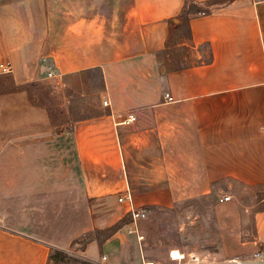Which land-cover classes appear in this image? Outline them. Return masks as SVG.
I'll list each match as a JSON object with an SVG mask.
<instances>
[{
	"label": "crops",
	"instance_id": "obj_1",
	"mask_svg": "<svg viewBox=\"0 0 264 264\" xmlns=\"http://www.w3.org/2000/svg\"><path fill=\"white\" fill-rule=\"evenodd\" d=\"M191 3L206 12L180 18ZM1 64L0 264H52L80 241L87 264L197 255L137 242L126 190L141 236L147 209L216 198L220 235L239 238L206 264L264 250V0H0ZM78 76L98 79L93 115L31 91Z\"/></svg>",
	"mask_w": 264,
	"mask_h": 264
},
{
	"label": "rangeland",
	"instance_id": "obj_2",
	"mask_svg": "<svg viewBox=\"0 0 264 264\" xmlns=\"http://www.w3.org/2000/svg\"><path fill=\"white\" fill-rule=\"evenodd\" d=\"M71 83L66 88L58 87L57 90H54L56 92L54 95L50 94L53 90L49 84L43 91L44 93L47 92V95L42 92V89L41 91L34 89L31 91L37 92V98L40 102L45 103L53 100L52 102L56 105L64 104L65 98L70 95L72 102L80 106L81 116L95 114V108L101 106L100 98L94 94V90L99 88L96 76L92 77L91 82L85 76H78ZM0 84L5 88L9 84V80L0 78ZM0 90H2L1 87ZM233 191H236L237 199L241 200L244 205L254 202V193L239 188ZM216 203L215 198V200H201L193 204L176 205L172 208L153 207L147 209V219L140 223V232L144 236L145 248L154 254L160 250L162 252V248L180 246L184 250L194 252L203 259L209 260H212V255L220 253L222 250H232L239 237L220 235L222 231L218 219L224 211L216 206ZM192 219H194L193 222ZM127 220L130 222L129 217ZM127 220L122 222L128 223ZM118 225H121V222ZM107 234L109 233L102 234V238ZM84 245V241L78 242L77 246H73L70 250L62 253V256L59 257V263H56L57 261L54 259L55 262L52 264H87L88 262L80 252L84 249ZM129 247L130 244L126 246L127 250ZM129 255L130 252L127 253L126 259L129 258ZM151 260L157 264L162 263L158 257L151 256ZM100 261L104 262L105 260L103 261L101 258Z\"/></svg>",
	"mask_w": 264,
	"mask_h": 264
},
{
	"label": "built area",
	"instance_id": "obj_3",
	"mask_svg": "<svg viewBox=\"0 0 264 264\" xmlns=\"http://www.w3.org/2000/svg\"><path fill=\"white\" fill-rule=\"evenodd\" d=\"M200 14H202V13H200ZM0 72L3 74H9L11 72L10 65L9 64H1L0 65ZM47 77L48 78H54V76L51 73H49L47 75ZM165 98L167 100L171 101V98H169L168 96H165ZM102 105L104 107H109V102L107 100L103 101ZM134 121H135L134 115L129 114L124 119L123 123L124 124L125 123H132ZM229 200H230L229 197L224 196L223 198L220 199V202H227ZM117 202L119 204H125L127 206V208H128L127 214H128L129 219H130V223L133 226L132 232L136 235L137 242H139V243L142 242L144 238H143V236L139 235L137 224L139 221H142L146 218V212L142 209L135 207V205L133 203L132 195L129 192V190H126L125 194L123 196H120L117 199ZM142 259H143V256H142ZM102 260L104 261L105 257H102ZM142 264H153V263L142 262ZM180 264H206V262L202 257H200L198 255H189L188 258ZM228 264H264V250H258L256 252H254L251 256V259L248 261L243 260L239 257H234L228 261Z\"/></svg>",
	"mask_w": 264,
	"mask_h": 264
},
{
	"label": "trees",
	"instance_id": "obj_4",
	"mask_svg": "<svg viewBox=\"0 0 264 264\" xmlns=\"http://www.w3.org/2000/svg\"><path fill=\"white\" fill-rule=\"evenodd\" d=\"M190 0H186V3L189 2ZM206 11L203 9V7L201 5H197V4H186V6L184 7V10L182 11L180 18H184V20L187 19V16L190 14H199V13H205ZM100 74V73H99ZM32 87H41V86H37L35 84L31 85ZM42 88V87H41ZM22 90L24 89L23 87L21 88ZM55 257V258H54ZM59 257H61V253H57L54 252L52 256H50V260L52 258L56 259L57 262H59Z\"/></svg>",
	"mask_w": 264,
	"mask_h": 264
}]
</instances>
